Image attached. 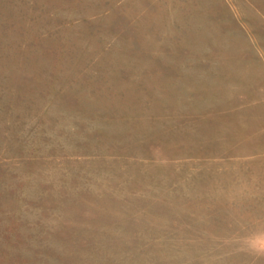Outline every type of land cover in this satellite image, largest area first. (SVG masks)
<instances>
[{
    "label": "rangeland",
    "instance_id": "1",
    "mask_svg": "<svg viewBox=\"0 0 264 264\" xmlns=\"http://www.w3.org/2000/svg\"><path fill=\"white\" fill-rule=\"evenodd\" d=\"M0 264H264V0H0Z\"/></svg>",
    "mask_w": 264,
    "mask_h": 264
}]
</instances>
